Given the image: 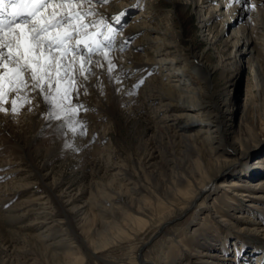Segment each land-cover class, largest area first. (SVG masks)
<instances>
[{
	"label": "bare ground",
	"instance_id": "6f19581e",
	"mask_svg": "<svg viewBox=\"0 0 264 264\" xmlns=\"http://www.w3.org/2000/svg\"><path fill=\"white\" fill-rule=\"evenodd\" d=\"M122 1L129 12L141 6L144 10L142 15L136 14L132 20H129L128 16H120L114 10V7L122 6L119 1L115 3V0H107V2L92 0L90 10L94 14L86 19L103 21L104 27L100 28L102 33H106L107 27L110 26L115 30L109 50V59L114 61L115 67L113 73L108 71L103 50L93 53L92 74H89L87 80L77 76L81 86L71 92V97L76 96L77 90L79 95H89L91 92V98L94 97L93 103L98 105L95 109L96 116L91 118L88 114L83 117V120L89 117L91 127H99L100 120L98 121L96 117L101 118L104 113L103 108L106 111L110 103L117 108L123 107L127 117L142 122L144 127L137 140L141 142L147 133L151 132V134L145 141L147 149L139 159L129 156L127 160L121 159L119 164L112 160V153L107 152V149L98 152L93 147L89 148L88 135L83 133L80 123L76 124L77 131L72 132L66 127V123L61 121L68 116H64L63 112L54 106L49 109L47 105L52 104L45 101L43 94L32 90L31 87L8 91L3 98L1 108L5 111H0L1 113L9 115L17 112L12 111L13 100L16 101V108L22 106L20 104H23V107L31 105L32 115L27 108L25 111H20L18 116L24 117L25 114H30L28 121L35 130L38 126L37 120L42 118L39 125L41 126L45 117L46 120H51L50 124H53L61 136H65L68 146L71 145L68 147L70 153H78L77 157L86 155L98 162L103 160V155L106 154L107 167L113 170L112 166H117L116 172L110 175L107 182L96 183L97 191L94 193V199L88 201L86 209H76L75 200L70 202V197L63 198L65 199L63 203L62 198L54 195L53 199L58 201L60 207L59 214L63 217L53 220L56 214L53 206L40 203L44 206L42 208L44 212L36 214L37 221L39 219L44 223L50 221L51 226H46L50 231L45 236L39 233L31 237L38 240L39 246H37L43 256L40 257L42 260H35L34 264H86L85 260L91 259L98 264H112L101 259L99 252L118 246L142 231L149 233L155 231L157 234L155 238L163 233L168 238L165 240L166 248L174 247L175 250H179L178 255H173L172 263L168 262V264H190L186 258L192 260L193 257L200 264H207L208 260L203 258L202 251L188 248L181 237L175 234L168 236L166 230L173 219L186 212L193 210L196 214L208 206L210 208L206 198L209 192L215 189L229 193L231 195L229 203L236 202V198L232 196H238L240 200L244 199L246 203L248 202L245 207L251 216L244 217V209H236L234 204L231 205V209L228 210L230 214L226 217L230 224L224 226L222 221L219 224L215 222L210 227L213 236L232 237L231 231L224 230L223 226L225 228L232 226L236 232L245 229L247 233L253 235V238H248V242H254L252 249L263 250L262 246L260 248L262 240L258 237H264V172H262L264 148L260 145L263 143L260 137H264V0H239V2L238 0L216 2L215 0H169L175 7L194 6L202 29L204 27L207 29L204 21L217 12V16L221 18L220 29L211 40L205 30L203 38L210 43L213 41L211 46H214V42L218 43L221 51L225 50L227 43L220 41L219 36H224L231 28L229 39L232 51L227 53L224 60L219 61L221 69L218 68L221 70V75L227 77L232 75L235 69L239 70L242 63L246 64L249 73L245 96L240 104L234 101L229 90L214 92L210 81L212 73L210 67L201 64L198 57L192 61V58L186 57L180 47L181 30L177 31L175 26H172L166 13L164 14L157 4H154L155 0H147L142 4L138 0ZM207 2L210 3L208 9L202 11L201 5ZM84 7L89 9L87 4ZM100 14H103L101 15L103 19L98 20ZM117 16H120L119 22L115 19ZM144 18L149 19L146 21ZM238 18H242L241 21L237 22ZM124 26L126 27L123 28ZM132 35H135L136 39L128 43L127 39ZM124 49L126 52L119 55ZM220 55L222 58V54ZM97 61L103 67L97 66ZM147 69H156L158 75L162 72L161 78L144 80V84L136 93L134 86L137 81L126 80L128 78L136 80L135 75L129 76L131 71H137L138 76L141 77ZM90 85L96 89H104V93L107 92L106 97L102 98V94L94 88L90 89V92H85L84 86ZM31 96L35 102H27L25 105L24 98L30 99ZM3 99H0V102ZM5 101L8 103L5 104ZM37 105H42L43 108L38 110ZM65 106H68L66 102ZM90 107L92 108L91 105ZM238 110H240L239 122L234 124V113ZM56 113L60 117L57 122L54 121L57 119ZM60 122L63 124H59ZM223 147L232 152L230 155L232 159L223 158ZM136 150L138 154L139 150ZM248 154L251 155L247 161L244 158L243 163L241 162L243 167L231 171L237 161ZM29 179L25 185L30 189L33 183H29ZM27 198L26 201L32 208L28 211H34L36 201H43L42 198L37 200L34 193ZM68 206L70 207L67 208ZM65 210H72L77 214L76 222L86 225L84 245L74 241L72 230L68 225L70 219ZM86 210L89 213H86ZM240 212L243 215L239 214ZM233 217L247 222V225L244 228L241 225L240 228L233 223ZM4 229L3 225L0 226L1 238L7 233ZM200 236H202L201 240L208 237L206 233ZM231 240L229 239L230 242ZM225 241L227 244V239ZM238 242L239 240H235L230 244L235 255L243 258L244 252L240 255L237 252ZM145 246L143 243L130 246L131 250H136L133 253L136 257L131 264H153L141 256L137 257L138 252ZM223 248L228 250L230 246L225 245ZM262 253L264 254L263 251ZM204 256L206 257V254ZM182 259H185V262ZM240 260L241 264H264L261 263L260 258L251 263L248 259ZM161 261L167 264L168 259L162 256ZM0 264L6 263L0 261Z\"/></svg>",
	"mask_w": 264,
	"mask_h": 264
},
{
	"label": "rangeland",
	"instance_id": "374dc122",
	"mask_svg": "<svg viewBox=\"0 0 264 264\" xmlns=\"http://www.w3.org/2000/svg\"><path fill=\"white\" fill-rule=\"evenodd\" d=\"M118 1L122 6L117 8L114 7V10L119 14L123 13L124 16H128L129 20H132L136 14L141 16L144 11L140 6L136 10L134 9L129 12V9H125V4L122 0H115V3ZM138 1L142 4L147 0ZM216 1L217 0H215V2ZM154 4H157L163 13H166L168 20H170L172 26H175L177 31L181 30L182 39L180 40V47L186 57L192 58L191 61L195 57H198L200 58L201 64L210 67L212 72L210 74V81L211 85L214 87V92L223 91L224 89L229 90L234 101L240 104L245 96L246 79L249 73L246 64L242 63V67L239 70L235 69L230 76H222L220 73L221 63L219 61L224 60L227 53L232 51L229 39L231 28L227 34L219 36L221 38L220 41L227 43L225 50L223 49V51H221V46L218 43L214 42V46H211L213 41L210 43V41H204L205 39L203 38V36H205V30H207L206 35L209 36L211 40L212 36L220 29L219 22H221V18L217 16V12H215L210 19L204 21L207 29L205 27L202 29L199 24L200 19L193 9L194 6L186 5L183 7H175L170 4L169 0H155ZM209 4L210 3L207 2L201 5L202 11L208 9ZM213 5L215 6V4ZM126 12H128V14H125ZM101 15L103 14H100L98 20L103 19ZM148 19L149 18H144L146 21ZM241 19L242 18H238L237 22L241 21ZM87 21H89V19ZM125 27L126 26L123 28ZM104 29L106 30V28ZM99 39L103 40V36L101 35ZM135 39L136 36L132 35L127 39V42L129 43L131 40L134 41ZM125 52V49L121 50L119 55ZM219 53L222 54V58ZM115 61L117 62V60ZM113 63L114 61H112V64ZM156 71V69H147L143 72V75L139 77L137 71L133 70L129 76L135 75L136 80L128 78L126 81H137L134 86V90L137 93L144 84V80L161 78L162 72L158 75ZM111 73H113V70ZM92 88L101 93L102 98L106 97L107 92L104 93V89H96L93 85L84 86L85 92H90ZM31 92L32 90H30V93ZM79 94V90H77L76 96L71 97L72 106L83 105L85 109L81 108L78 113L74 115L70 113L67 118L61 120L66 123L67 126H65L70 129L69 125L72 122L76 124L80 123V125H82L81 130L88 135L87 142H89V148L93 147L98 150V152L107 149V152L112 153V160L114 162L120 164L121 159L127 160L129 156L139 159L144 150L147 149L145 141L151 134V132L147 133L144 137L145 139L141 142L137 140L142 133L144 127L143 123H139L136 118L127 117L123 107L117 108L116 105L110 103L106 111L103 108V116L101 118L96 117L98 121L100 120L99 127H91L89 117L84 120L83 117L89 114L91 118H95V109L98 105L97 103H93L94 97L93 99L91 98V92L89 95ZM31 95L33 94L31 93ZM29 97L24 98L23 103L25 105L27 102H35L33 96H31L30 99ZM95 100L98 101L97 99ZM1 101L0 108L2 107L1 105L4 99ZM7 103L8 102L5 101V104ZM20 105L22 106H19L16 110L17 112L14 114L5 115L4 112H0V226L2 227L3 225V229L5 228L4 230H7V233H5L6 238H1L2 234H0V261L6 264H34L35 260H42L40 257L43 256L38 249V240L31 237L39 233L45 236V234L50 231L46 226H51V224L50 221L46 223L40 219L37 221L38 217L36 214L38 215L44 212L42 210L44 206L40 203H47L49 206H53L56 213L53 220L63 217L59 214L60 207L57 203L58 201L53 199L54 195L62 199L70 197V202L75 200L74 206L76 209H86L88 207V201L94 199V193L97 191L96 183H101L103 181L107 182L108 179H110V175L117 170V166L115 165L112 166L113 170L111 167H107L108 164L105 160V157H107L106 154L103 155L104 159L98 162L95 161L94 158H88L86 155L77 157L78 153H70L68 150V143L65 141V136H61L53 124H50L51 120H46L45 117L41 126L39 125L42 118L37 120L38 126L35 130L28 121L33 111L30 109L31 105H26L24 107L23 104ZM38 106L39 105H37V107ZM41 107L42 105L38 107V110ZM47 107L51 109L53 105H47ZM27 108H29L31 115L25 114L24 117L18 116L20 111H25ZM40 115L43 116L44 113H40ZM55 115L57 117L58 113ZM239 118L240 110L234 113L233 123L237 124ZM57 120L58 119H54L55 122H57ZM44 121H46V123H44ZM62 122L59 124H63ZM147 130L150 131L149 128H147ZM260 139L263 140V143L260 144L263 145L261 148H264V137H260ZM226 147L222 149L223 158L230 157L232 153L229 149H226ZM136 149L139 150L138 154ZM263 151L264 149L262 152ZM250 155L251 154L245 155L238 160L231 171L243 167L241 162L244 158L246 159L244 160L247 161ZM230 158L232 159V157ZM27 179H29V183H33L30 189L25 185ZM32 193H34L37 200L39 198L43 200L36 201L34 207L35 212L33 210L28 211V209L30 210L32 208L26 201V199H28L27 197L31 196ZM229 196L231 195L224 190L215 189L210 191L206 198L210 208L208 206L205 210H200L196 214L193 213V210H190L184 215L175 218V220L173 219V222L167 227V235L170 236L171 234H175L181 237V240L185 242L188 248H196L198 251H202L203 258L208 260L206 261L207 264H241L240 259H248V262L250 261L249 263H251V261L257 258H260L261 263H264V254L262 253V251L264 252V237H258L262 240L261 245H259L260 248L262 246L263 250L258 248L257 250H253L252 247L254 245L252 243L254 242H248V238H253V235L247 233L245 229H243L242 232H236V230L232 229V226L231 228L224 227L230 224V222L226 220V217L230 214L228 210L231 209V205L233 204L234 208L245 210L243 211L245 215H243L242 212L239 214L244 217L251 216L248 209L245 207V205H248V202L246 203L244 199L240 200L237 198L238 196H232L236 198V202L229 203L231 202ZM62 202L64 203L65 199H63ZM38 206L40 207L38 208ZM69 207L70 206L67 208ZM65 211L67 217L70 219L68 225L70 230H72L71 235L74 241L79 245H84L86 225L79 221L76 222L77 214L72 212V210ZM86 213H89V211L86 210ZM93 213L94 212H92V214ZM251 213L253 214L254 212L252 211ZM3 218L7 219L3 220ZM34 219L36 220L34 221ZM220 221L224 224V230L227 229L231 231L232 237H224L223 235L213 236L214 234H212L213 231L210 227L213 226L215 222L219 224ZM232 221L239 227L243 225L244 228L247 225V222L236 217H233ZM79 224L82 225V229H80ZM76 225H78V227L75 228ZM83 226H85V229H83ZM203 233H206L208 237H204L202 238L203 240H201L202 236L200 235ZM156 235L155 231L150 233L149 231L139 232L128 241L99 252L101 253V259L107 260L112 264H131L136 257V254H133L136 250H131L130 246L132 244L141 245L143 243V245L146 246L138 252L137 257L141 256L147 262H152L153 264H165L161 260L162 256H166L168 259L167 264L168 262L172 263V258L178 255L177 253H179V250H175L174 247L166 248L165 240L168 238H166L163 233L155 238ZM232 238L234 239L231 240ZM226 239L227 244H225ZM229 239L232 243L235 240H239V242L236 243L238 246L237 252H239V255L244 252L243 258H238L235 255V251L233 252ZM176 245L179 247L177 241ZM225 245L230 246V248H228V250L224 249L223 247H225ZM205 254L206 257L204 256ZM186 259H188L190 264H200L194 257L192 260L189 258ZM210 260H213V262H209ZM182 261L185 262V259H182ZM85 262L86 264H98L94 259L90 261L85 260Z\"/></svg>",
	"mask_w": 264,
	"mask_h": 264
},
{
	"label": "snow or ice",
	"instance_id": "6c2138e0",
	"mask_svg": "<svg viewBox=\"0 0 264 264\" xmlns=\"http://www.w3.org/2000/svg\"><path fill=\"white\" fill-rule=\"evenodd\" d=\"M91 3L92 0H0V99L8 91L31 87L64 116L77 114L83 108L72 106L71 92L81 86L77 76L87 80L92 74L93 53L103 50L108 71L115 67L109 59L115 30L107 27V32L101 33L103 21H87L94 14ZM120 16L115 18L117 22ZM101 35L103 40L99 39ZM96 65L103 67L99 61ZM12 105L15 112V100ZM69 127L77 131L75 122Z\"/></svg>",
	"mask_w": 264,
	"mask_h": 264
},
{
	"label": "water",
	"instance_id": "95a60500",
	"mask_svg": "<svg viewBox=\"0 0 264 264\" xmlns=\"http://www.w3.org/2000/svg\"><path fill=\"white\" fill-rule=\"evenodd\" d=\"M239 89H240V87H239Z\"/></svg>",
	"mask_w": 264,
	"mask_h": 264
}]
</instances>
